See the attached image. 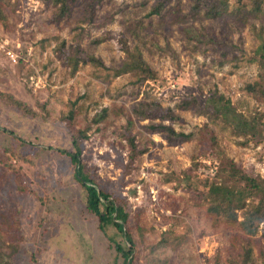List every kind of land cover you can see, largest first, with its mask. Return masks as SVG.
<instances>
[{"label": "rangeland", "instance_id": "rangeland-1", "mask_svg": "<svg viewBox=\"0 0 264 264\" xmlns=\"http://www.w3.org/2000/svg\"><path fill=\"white\" fill-rule=\"evenodd\" d=\"M92 1L91 22L83 18L91 0H74L62 18L54 0H12L0 19V264H126L111 239L130 245L113 225L101 230L74 166L59 152L73 150L77 131L86 136L82 162L126 204L132 264H243L245 250L247 264H264V219L252 230L243 224L252 200L226 223L206 198L228 161L264 182V101L247 91L264 83V0L260 10L252 0H230L214 19L194 10L195 0H169L159 15H149L158 0ZM122 40L140 49L156 79L115 76L125 57ZM63 45L103 67L80 62L72 73ZM213 91L259 117L262 134L236 136L199 108ZM191 101L197 103L187 107ZM152 102L179 119L135 113ZM105 108L108 115L95 123ZM129 120L144 151L132 162ZM159 123L189 137L153 130Z\"/></svg>", "mask_w": 264, "mask_h": 264}, {"label": "trees", "instance_id": "trees-1", "mask_svg": "<svg viewBox=\"0 0 264 264\" xmlns=\"http://www.w3.org/2000/svg\"><path fill=\"white\" fill-rule=\"evenodd\" d=\"M230 0H195L193 4L194 10H203L207 18H218L227 11ZM55 5L60 4L57 10V17L62 18L66 14L71 13V3L74 0H54ZM169 0H158L156 5L150 10L149 15H159L168 4ZM263 0H252L254 8L260 10L261 3ZM13 6L12 0H0V19L5 18V10ZM96 15L95 4L91 0L84 12V20L88 19L90 22L93 21ZM123 46L122 51L125 54L121 65L118 68H114L115 76H121L130 74L135 76L138 81L154 80L157 77L156 72L150 68L143 58L142 52L138 47H131L122 40ZM61 54L65 56V62L70 68L72 73L78 70L80 62H90L96 66H102V62L93 56H84L79 48L70 52L65 51L64 45L60 47ZM262 59H264V44L259 47ZM247 91L255 96L257 99L264 101V83H255L247 85ZM8 100L22 109L26 113H33L32 109L29 108L25 103L6 96ZM196 101L187 102V107L196 104ZM209 111L212 117L219 120L228 127L234 135L248 137H256L262 134L260 118L252 114L246 115L243 112L237 110L235 105L230 99L218 91H213L206 98L203 106L199 107ZM108 109L105 108L101 114L94 118L95 123H100L108 115ZM138 116L143 118H159L162 121L178 120L171 109H164L159 103H142L139 108L135 110ZM69 119L74 118V112L69 113ZM132 121H128V135L127 140L130 147V162H132L136 156L143 153L144 151L138 149L135 137L132 136L130 129ZM153 130H167L172 136L183 137L184 139L189 137L184 133L176 132L171 126H165L162 123L152 125ZM84 131H77L72 135V151L59 150L60 153L66 155L72 165L75 168V179L81 184L86 192V203L88 209L99 218L100 228L102 231H106L107 226L113 225L117 228L118 232L122 234L126 242L130 245L128 249L122 247L114 239L111 241L114 243L116 250L125 259L126 264H132L133 255V238L126 230V223L129 214L124 204L120 199L115 198L100 187L98 182L95 180L91 172L87 169L86 165L81 160L82 148L81 141L83 137H86ZM9 134H13L9 132ZM207 137L209 142L213 143L216 139L213 133L207 131ZM217 175L222 182H211L208 186V198L209 200V211L215 215L223 217L226 223L235 222L237 216L235 211L243 209L248 200H252L253 205L251 210L246 213L244 226L246 230H252L253 227L257 226L259 222L264 219V182L257 177L250 176L239 168L234 162L228 161L221 163ZM257 201L255 203V201ZM0 245L4 246L1 243ZM5 247V246H4ZM251 250H245L243 264L249 263L251 260ZM8 257V256H7ZM10 258V257H8ZM3 260V255L0 251V263ZM3 264V263H2Z\"/></svg>", "mask_w": 264, "mask_h": 264}, {"label": "built area", "instance_id": "built-area-1", "mask_svg": "<svg viewBox=\"0 0 264 264\" xmlns=\"http://www.w3.org/2000/svg\"><path fill=\"white\" fill-rule=\"evenodd\" d=\"M9 54V53H8ZM10 56H11V58H14V55H12L11 53H10Z\"/></svg>", "mask_w": 264, "mask_h": 264}]
</instances>
